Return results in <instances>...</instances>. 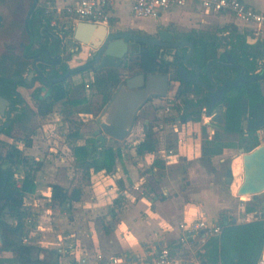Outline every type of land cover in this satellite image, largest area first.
I'll list each match as a JSON object with an SVG mask.
<instances>
[{"label": "crops", "instance_id": "obj_1", "mask_svg": "<svg viewBox=\"0 0 264 264\" xmlns=\"http://www.w3.org/2000/svg\"><path fill=\"white\" fill-rule=\"evenodd\" d=\"M30 1L31 0L23 1V11L28 9ZM76 1L77 0H38L36 7L40 6L45 10V13L51 14V22L58 28L70 20V18L65 15H60V17H58V10L66 5L74 4ZM244 1L256 10L264 12V0ZM8 4L9 6L0 5V12L5 17V25L0 32V40H11V36L19 32L20 27L21 29L23 28V15L13 18L10 14V4L14 3L9 2ZM234 16L235 15L228 12L208 14L200 10L196 4L190 3L186 6L171 7L163 11L158 17H137L132 12L131 1L125 0L118 2L109 10V20L103 24L113 30H130L138 33L141 31H153L158 27L169 28L180 36L193 30H212L213 28H204L211 24L216 25L215 29L234 24L241 33L246 34L247 38L249 36L257 37L258 42L264 44V27L261 34H257L255 24L247 23L242 20L239 22L234 19ZM55 17H58L56 23H54ZM135 18L152 21L149 25H137L134 23ZM44 19L46 18H42L41 22ZM254 34L256 36H254ZM80 56L81 58L83 57L82 54H80ZM258 60L261 64V59L258 58ZM260 70H262L261 67ZM124 75L123 73V78ZM172 75L175 78V74ZM87 79L88 78H86L84 82ZM173 83L166 97L155 98L154 103H157V106L160 105L159 103H163V99L166 98L168 101L171 100V102L167 104L172 103L173 108L176 106L174 101L180 102L179 99L175 97L178 81H174ZM93 84L94 82L92 85ZM69 85L71 84L64 83L66 88H68ZM71 87L72 85L70 86V91L72 89ZM89 89L86 88V90ZM145 106L143 108H145ZM141 110L139 113H141ZM217 110L223 114L224 108L222 107ZM179 116L180 115L177 113V116L170 118L171 122L169 121L168 123V125L172 126V129L177 132L178 137H181L179 140L177 137L174 141V147H167L165 144L166 142H163L164 138L156 136L155 134L158 140L157 149L154 152L145 153L140 156L136 155L134 146L144 139L145 127L150 123L148 119H145L144 128L137 136H133L135 132L134 126L132 132L124 140H118L112 137L107 138L105 144L108 143V139L109 141L113 140L119 143H128L130 145V153L134 155V160L128 159V156L124 152L125 147L121 146L119 143L113 145L122 148V156L117 159L115 169L110 173L104 170L91 171L90 175H86L92 183L90 198L83 200L82 197L85 189L83 185H79L78 187L81 188L83 192L81 199L73 201L71 206H65L70 209L71 207L75 208L82 204V208H84L79 209L80 214H75L69 218V221L65 224V226L69 227V230L65 231L63 228L62 230L53 228V224L48 216L52 213V209L47 206V204L44 205L45 207L43 208L46 214L43 213V210L40 212L36 210L33 205L30 206L28 204L25 206L27 215L24 219L23 228L29 229V231H27L29 238L27 239V235L22 231L21 243L31 244L40 249L38 253L39 257H41L38 261L39 263L55 264L57 262L59 257L56 251V245L60 237L67 233H75V238L79 245L77 255L102 252L106 256H124L129 261V264H151L156 256V251L163 246H167L175 257H195L201 259V254L204 252V246L208 239L199 236L195 245L182 242L180 240L182 233L180 224L184 221L191 222L201 217H206L212 222H221L217 215L206 213V210L213 207L212 204L214 203V198L209 189V180L212 177L214 169L212 162L208 166H205L201 161L203 142L201 143V149H199L200 155L198 156V161L187 167L185 166L184 172L187 178L184 184H182L183 181L180 174L178 175V173H175L171 175L165 171L174 166L182 165L190 152L193 140L196 139L199 142L198 139L201 137V133L204 132L208 134L206 139H211L220 127L222 129L224 122L219 123L211 120L209 123L206 122V119L202 116H200V121L195 122V118L188 120L187 118L181 119ZM39 131L40 130L32 133V145L25 148V153L32 156L41 164L36 174L42 169H45L47 165H49V168L52 170L56 165L67 164L66 155L71 156V161L76 165L73 146L84 144L86 137L93 136L88 134L84 135L82 131H79L83 134L82 138L77 139L75 142L62 141L60 148V151L64 153V155H62L59 152V147H57L60 143L57 144L55 141L56 132H54V128L46 124L42 132ZM157 134L161 135L159 132H157ZM97 135L98 134H96V137ZM195 136L196 138H194ZM71 140L73 139L71 138ZM164 140H166V138ZM52 141H54V144L51 143ZM99 142L101 145H104L101 140H99ZM109 144L112 145L111 142H109ZM19 146L23 148L24 144L22 143V145ZM198 146L200 145L198 144ZM170 148L174 150V154L171 156L170 162H166L162 151L163 149L167 150ZM47 151L51 153L48 155L52 156L53 152L55 153L54 155H58L54 160L51 157L53 160L51 164H49L48 159H45ZM217 155H214L211 161ZM121 160L123 162H121ZM155 160L162 161L163 166L155 164ZM240 161L239 157H235L233 166L235 171H237L236 169L238 167L242 166V162ZM20 172L23 175V171L21 170ZM52 172L53 171H48L45 176L48 178V174ZM159 172H161V178L158 181L150 178L149 180L152 183V187L146 188V191L142 190L138 192L137 190L134 191L130 189L131 184L140 185L144 180L159 174ZM49 178H53L54 180L50 183L46 181L43 185V183L38 182L39 178L37 179V177H35L36 190L34 192H28L25 195L28 202L32 200V197L36 198L37 201H35L37 204L51 202L53 183H58L68 188V184H65V182L57 177L53 176ZM256 214L257 212L255 211V216ZM29 216L32 217L33 223L28 222L27 219ZM5 217H11V215L7 213ZM12 219L11 225H14L16 220L13 217ZM32 230H34L36 234H31L30 231ZM94 234L97 239L95 243L91 239ZM31 239L37 241H31ZM18 259L19 258H17L12 249H6L4 247V240L2 243L0 242V264H18Z\"/></svg>", "mask_w": 264, "mask_h": 264}, {"label": "trees", "instance_id": "obj_2", "mask_svg": "<svg viewBox=\"0 0 264 264\" xmlns=\"http://www.w3.org/2000/svg\"><path fill=\"white\" fill-rule=\"evenodd\" d=\"M33 2L34 0L30 1L29 9ZM42 18H46L50 22L52 15L45 13L42 7H36L29 21L30 29L36 31ZM23 29L25 30L24 27ZM185 36L193 42L192 59L202 68L201 80L208 81L209 76L206 71L208 61L211 59L226 60L227 52L232 54L237 63L244 66L246 78L259 73V55L255 52V45L247 42L246 34L241 33L236 25H225L216 28L215 31L193 30L186 33ZM221 46H227L229 50L219 53ZM187 51L188 47L179 51L175 57V62L170 66L158 56V52L148 49L134 59L133 63L137 68L135 73L167 72L168 69H175V79L181 81L177 67L178 64L182 63ZM129 65L126 63L125 66ZM263 70L264 68H262ZM93 72L95 76L93 85L102 97L101 108H103L119 83L124 79L123 73L119 67L94 68ZM211 73L220 84L224 82L231 84L239 75L240 70L214 63L211 67ZM11 82V78L0 75V92H10ZM182 83L184 86L179 89V92L187 95L185 101L188 106L194 107V111L191 112H199L203 106L208 104V97L204 88L196 82ZM69 91L70 85L66 88L64 82L55 84L44 97H37L39 103L36 114L42 116L50 113L58 101H62L64 105L70 107L79 104L81 99H70ZM192 92L198 96L197 102L189 99L188 94ZM222 103L224 106L222 133L221 130L216 131L211 139H205L202 144L201 161L205 166L211 164V158L223 153L225 148L237 146L226 137H235L237 141L241 142L240 146L244 147L245 151H250L260 144L257 131L264 127V93L260 80L241 82L231 86L223 95ZM78 111L92 113L88 107ZM23 114V112L17 114L9 124L3 123L2 128H0L3 134L24 144L22 148L15 143H10L5 153L0 152V201L5 199L4 206H0V219L6 206H9V214L16 220V223L11 225L1 220L4 247L12 249L21 262L30 263L37 262L38 259L33 257L38 256L40 249L31 244L21 243L24 219L27 215L23 203L26 193L36 190L35 177L41 164L25 153V148L32 145L31 135L33 132L22 137L14 136V124L20 122L19 117ZM244 119L247 120V128H244ZM69 137L76 141L82 138L83 134L76 130L71 132ZM157 145L158 140L155 137L153 125L148 123L144 139L134 146L135 153L140 156L154 152ZM73 151L77 167H80L86 175H90L91 171L112 172L116 167L117 159L122 156L120 146L101 145L96 136L86 137L84 144L73 146ZM155 164L163 166L160 160H155ZM23 168H25L23 176L17 180L15 172H20ZM82 194V189L79 187L69 190L58 183L52 184V201L60 205L71 206L73 201L81 199ZM257 207L262 210L264 216V206L258 205ZM255 211L257 212V210ZM263 216L242 223L229 222L226 217H223L221 232L209 237L204 246V252L201 254V259L206 264H257L264 246ZM234 252H237V257H234Z\"/></svg>", "mask_w": 264, "mask_h": 264}, {"label": "rangeland", "instance_id": "obj_3", "mask_svg": "<svg viewBox=\"0 0 264 264\" xmlns=\"http://www.w3.org/2000/svg\"><path fill=\"white\" fill-rule=\"evenodd\" d=\"M234 16V19L240 22L241 19ZM130 18V17H129ZM152 20H146V19H134V23L137 25H149ZM67 28H64L63 26L58 27V32L63 36L62 38L66 41L64 45V49L62 51L63 59L69 60L72 62L73 65L78 64L79 62L85 60L84 56L85 54H82L83 57L80 56V51L75 48L76 43L74 41L69 42L73 39V29L68 26V24H65ZM215 24L207 25L204 28H213L212 30L215 31ZM19 32H17L14 36H11V40L4 39L0 40V73L5 74L7 76H12V73L15 71V63L16 61L13 59L14 57H17L16 59L21 58L20 49H19V43L24 42L26 40V32L21 27L19 28ZM62 30V32H61ZM254 36H256L254 34ZM11 44H10V42ZM229 50V47L222 46L219 50V52ZM121 70L124 73V78L129 77L133 75L137 68L134 65L133 62L130 63L129 66H120ZM90 71L86 73V75H81L80 73L76 72L72 77L68 78V81H64V83H68L72 85V89L69 93L70 99H81V102L79 104H76L75 106H68L64 105L62 101H58L55 105L53 110L50 112V114L46 115H38L36 114L37 105L39 103L38 98L34 97V93H32L31 90H27L24 88H20L23 97L22 100L18 103V108L22 110L24 113L21 117H19L20 122H16L13 127V133L15 137H22L26 134L34 131L42 132L44 125L46 124L52 126L54 128V132H56L55 141L57 144H59L57 147H59L60 154L64 155L60 151L61 148V142H75L71 140L70 136L71 132L74 131H82L84 135H93L96 136V134H99L101 126L97 122V117L101 110V102L102 97L100 93L97 91L96 87L94 85H91L89 90H86L85 82L84 80L86 78H89ZM262 91L264 93V79L261 81ZM70 85V86H71ZM191 95V94H190ZM189 95V96H190ZM191 97V96H190ZM193 97V96H192ZM196 98V96L194 97ZM155 99L150 101L145 108L141 110V113H139V118L136 121L135 124V132L133 133V136H137L144 128L145 119L150 120V124L153 125V129L155 130L156 136L163 137V142L166 144L167 147H174L175 143L174 141L177 139L178 134L175 132L172 128V126H169V121L171 122L172 117L177 116V113L180 114V110L183 107V102L181 99V102H176V106L172 108L171 111H166L167 103H169L168 99H163V103H159L160 105H156L157 103H154ZM162 102V101H161ZM90 108L92 110V114L85 113L78 111L81 108ZM161 108V109H160ZM160 109V110H159ZM72 110V112H71ZM58 118V119H57ZM201 120V117H196L194 119L195 122H198ZM4 122V119L0 117V125ZM163 123V124H162ZM162 124V125H160ZM146 130V127H145ZM221 133L222 129L220 127ZM218 131V130H217ZM157 132L161 133V135L157 134ZM220 132V131H219ZM60 135V136H59ZM208 134L206 132L201 133V137L198 139L199 142L195 139L192 142L190 152L186 159L183 161L182 165L174 166L172 168H169V170H166V173L169 174H175L178 173L182 177V181L184 184V181L186 180V175L184 172L185 166H189L191 164H194L196 161H198V156L200 155L199 149H201V143L205 141ZM196 138V136L194 137ZM227 139L233 141L237 146L235 147H229L226 150H224L223 153L215 156L212 160L213 163V173L212 177L209 180V189L210 192L214 198V203L212 204L213 207L206 210V213L208 214H214L217 215L219 220L221 221L223 217H226L229 222L234 221L235 223H242V222H249L252 220H255L262 215V210L256 206L262 205L264 206V191L258 195H247L248 197H244L243 199L241 196L237 195V189L240 186V184L243 181V167H238L235 171L234 166V159L235 157H239L242 162V156L239 152L240 148H244L240 146V141H237L235 137H226ZM181 139V137H178V140ZM183 140V139H182ZM258 140L260 143L264 142V127L260 129L258 133ZM133 141V140H132ZM131 141V142H132ZM112 143V145H117L119 142L117 141H109ZM15 143L17 145H22V142H17L15 138L6 136L5 134H2L0 132V152L5 153L6 149L8 148V144ZM54 144V141L51 142ZM121 146L125 147V154L128 156V159L134 160V155L130 152V145L128 143H119ZM198 144L200 146H198ZM245 149V148H244ZM51 153L46 152L45 159L49 160V164H51L54 160V158L58 157V155H54L55 153H52L51 155H48ZM32 157V156H30ZM53 158V160L51 159ZM67 157V164L64 165H56L55 168L52 170L49 168V165L46 166L45 169H42L39 173L36 174L37 179L39 178L38 182L45 184V182H51L54 179L49 177H57L58 179L65 182V184H68V188H76L79 185H83L84 187V199H89L91 196V181L86 177V174L82 171V169L76 168L77 166L75 163L71 161V156L66 155ZM33 158V157H32ZM121 162H123L121 160ZM231 168L233 171V182L231 184L226 182V170ZM25 168L22 169L24 172ZM48 171H53L52 173L48 174L49 177L47 178L45 175L48 173ZM159 174L149 177L146 180L143 181L142 184H140L139 189H135L134 185H130L131 190H137L139 191H146V188L152 187V183L149 180L150 178L158 181L161 178ZM53 174V175H51ZM48 183V184H49ZM30 201V200H29ZM41 202V201H40ZM49 206L52 209V213L48 215L50 217V221L53 224V228L62 230H69L65 224L69 221V218L73 215L80 214L79 209L82 208V204L75 207V208H66L64 205H60L58 203H55L53 201L51 202H45V204H40L35 207L36 210H43L44 211V205ZM252 208V209H250ZM254 209V210H253ZM255 210H257V214L255 216ZM49 220V219H47ZM65 222V223H64ZM47 225V224H45ZM90 227V226H89ZM47 228V227H46ZM50 228V227H49ZM52 228V229H53ZM47 230V229H45ZM29 229L23 228V232L28 237ZM50 232V231H49ZM52 232V231H51ZM219 234V233H218ZM89 236V235H88ZM92 241L94 243L97 241L95 234L92 236ZM31 241H35L34 239H31ZM37 241V240H36ZM35 241V242H36Z\"/></svg>", "mask_w": 264, "mask_h": 264}, {"label": "water", "instance_id": "obj_4", "mask_svg": "<svg viewBox=\"0 0 264 264\" xmlns=\"http://www.w3.org/2000/svg\"><path fill=\"white\" fill-rule=\"evenodd\" d=\"M37 3L38 0H35L26 17V29L31 36H33V31L29 27V19L35 10ZM71 28L73 29V39L75 41L95 50L93 54L94 59L86 66L70 68L61 76H58L53 72L47 73L44 68L35 64L34 71H37L39 74L37 79L44 82L45 85L49 86L51 89L53 88V85L66 81L71 74L79 72L92 65L95 66L96 69L106 67L117 68L122 66L131 49L130 40L149 44H160L162 46H173L175 48H181L188 45L189 50L185 54L184 64L180 66L178 71L181 77V81H179L196 82L209 91V103L206 106V114L210 116L216 111L212 116V119L219 123L224 122V117L222 113L217 112V106L222 102L223 95L226 91H228L231 86L238 85L241 82L261 80L264 78V70L259 74L246 78L244 66L237 63L232 54L227 52L226 60L211 59L208 61L206 70L211 84L203 82L200 78V67L189 61L194 50L193 43L186 40L172 42L174 32L173 30L166 28H159V38L144 37L134 34L130 30H113L105 24L86 20L77 21L72 24ZM33 41L34 39H32V42ZM247 42L255 45L256 54L261 51L262 55L259 56L261 59L260 67L261 69L264 68V44L258 42L257 37L250 36L247 38ZM42 51H44L48 57V59H41L43 64L48 65L56 63L53 59L61 57L60 54L52 55L47 48L38 51L36 55ZM214 63L222 66L238 68L240 73L231 84L229 82H224L221 87L217 88V84L211 73V67ZM188 66L193 67L195 72L189 70L187 68ZM171 88L170 74L167 72H139L124 78L114 90L110 100L97 117V122L101 126L100 132L97 135V140H101L102 144H105L108 137L118 140L126 139L135 126L140 110L149 103L152 98L166 97ZM5 103H8V101H5ZM2 113L4 114V111H2ZM200 115L201 114L198 113L195 117H199ZM192 118L193 116H189L187 119L191 120ZM244 128H247L246 119H244ZM239 152L242 155L243 181L237 189V195H258L264 191V142L260 143L250 151H245L244 148H240ZM232 181L233 172L232 169L229 168L226 170V182L231 184ZM5 212H9V206H6ZM1 220L12 224L13 219L12 217H2L0 219V242L2 243ZM234 257H237V252H234ZM202 263L206 264L205 261ZM18 264L44 263H23L18 259Z\"/></svg>", "mask_w": 264, "mask_h": 264}, {"label": "built area", "instance_id": "obj_5", "mask_svg": "<svg viewBox=\"0 0 264 264\" xmlns=\"http://www.w3.org/2000/svg\"><path fill=\"white\" fill-rule=\"evenodd\" d=\"M125 0H77L74 4L66 5L58 10V17L65 15L70 18L66 24L72 26L79 20H86L95 23H106L109 20V10L113 8L118 2ZM132 12L137 17H158L163 11L174 6H186L187 4L194 3L197 7L208 13H221L228 12L244 22L253 23L256 25V33L261 34L264 27V12H260L248 5L244 0H130ZM57 17V18H58ZM55 17V22L56 19ZM64 28L67 26L61 25ZM95 81L94 74L91 73L90 77L85 82V87L89 89ZM171 102V100H169ZM175 106V105H174ZM173 104H167L166 111H171ZM201 116L206 119V122H211L212 115L206 114V106L202 107ZM218 112V111H217ZM209 119V120H207ZM163 157L166 162H170L174 150L163 149ZM21 172H15V177L19 180L22 177ZM135 189H139L140 185H134ZM24 197V208L28 204L36 207L37 200L32 197L30 202ZM36 200V201H35ZM36 202V203H35ZM30 217V216H29ZM28 217V222L33 223L32 217ZM182 230L180 240L182 242L195 245L199 236L209 239V237L218 234L222 230V222L209 221L206 217H201L191 222L184 221L180 224ZM31 234H36L34 230L30 231ZM27 240V239H25ZM79 245L75 238V233H67L60 237L56 245L58 260L55 264H129V261L121 255H104L102 252L85 253L77 255ZM203 260L193 257H175L172 255L167 246H163L156 251V256L151 264H203ZM257 264H264V246Z\"/></svg>", "mask_w": 264, "mask_h": 264}, {"label": "flooded vegetation", "instance_id": "obj_6", "mask_svg": "<svg viewBox=\"0 0 264 264\" xmlns=\"http://www.w3.org/2000/svg\"><path fill=\"white\" fill-rule=\"evenodd\" d=\"M8 1L10 3H14V4H10V14L13 16V18L23 15L22 20H23V27L25 28V32H26V40H24V42L22 41L19 43L21 58L19 60L16 59L17 57L13 58L16 61V63H15V71L12 73V76H8L12 80V82L10 83V88H11L10 92H6V93L0 92V97H1L0 98V117H2L4 119L3 123H7V124H9L17 116V114L22 112V110H20L17 107L18 103L22 100V97H23V94H22L20 88L31 90L32 93H34L35 98L44 97L51 90V88H49V86L45 85L44 82L39 81L37 79L39 74L37 71H34L35 70V64L41 68H44L45 72H47V73L53 72V73L57 74L58 76H61V75L65 74L72 67L86 66L89 63H91L94 59L93 54L95 51L94 49L90 48L89 46L82 45L75 40H70L69 42L74 41V43H76L75 48L80 51V54H85V56H84L85 60L79 62L76 65H73L72 62L69 60H64L63 55H62V51L64 49V45H65L66 41L62 38L63 36L58 32V29L52 24V22L51 21L49 22L47 19H44L39 24V27L36 31L35 30L33 31L31 29L33 31V36H31V34L26 29V17L28 15V12L30 9L28 8L27 10L23 11L22 6L24 4V2H23L24 0H19V1L18 0H0V5L9 6ZM29 21H30V19H29ZM4 25H5V17L0 12V29ZM70 28H71V26H70ZM167 29H169V28H167ZM169 30H171V29H169ZM61 32H62V30H61ZM131 32H133L134 34L144 36V37L159 38V27L153 31H141L140 33L135 32V31H131ZM173 32H174V38H173L172 42L182 41V40L191 41V40L187 39L185 35L180 36V35H177V33L174 30H173ZM32 39H34L33 42H32ZM130 44H131L130 45L131 46L130 52L128 53L126 59L124 60L122 66H125L126 63L130 64L131 62L134 61V59L137 56L140 55V53L146 52L148 49H152L153 51L158 52V56L161 59L165 60L171 66L175 62V57L177 56L179 51H181L184 47H188V50H189L188 45L183 46L181 48L180 47L175 48L173 46H162L160 44H149V43L137 42V41H133V40H130ZM46 48L50 50L52 55L60 54L61 57H57V58L53 59V61L56 63H52V64H48V65L43 64V62H41V59L42 58L48 59V57L44 51H42L36 55V53L38 51H40L42 49H46ZM193 52H194V50H193ZM192 55H193V53H192ZM192 55L189 59L190 63L199 66V64L192 59ZM258 55L259 56L262 55L261 51L258 53ZM184 57H185V55H184ZM184 57H183L182 63L178 64L177 71H179L180 66L184 64ZM94 68H95V66L92 65V66H89V67H86V68L80 70L78 73H80L81 75H86V73L89 71H90V73H93ZM187 68L189 70L195 72V69L193 67L188 66ZM201 71H202V68L200 67V75H201ZM261 72H263V71L262 70L259 71V73H261ZM167 73L170 74L171 84L174 81H178L177 91H176L175 97L177 99H179L180 102L182 99V102H183V108L180 111L179 118L186 119L189 116H193V118H196L195 117L196 114H198V113L202 114V112H201L202 108L199 112H193L192 113L191 111L192 110L194 111V107L192 108L191 106H188L187 102L185 101L186 100L185 96H187V95H185V94L183 95L179 92V89L184 85L182 82L175 79L174 76L172 75V74L176 75V70L175 69H172V70L168 69ZM74 74L75 73L71 74L69 77H72ZM0 75H5V74L0 73ZM5 76H7V75H5ZM213 79L217 84V88H219L223 85V84H220L219 82H217L214 77H213ZM262 79H264V78H262ZM203 82H207V83L211 84L209 77H208V81H203ZM173 85L175 86L174 83H173ZM204 90H205V93L208 97L209 91L206 90L205 88H204ZM190 94H188V96L189 95L191 96L189 99L197 102L198 96L195 95L194 92H192ZM195 96H196V98H194ZM155 98H157V97L152 98L150 101L154 100ZM5 101H8V103H5ZM208 103H209V98H208ZM205 106H207V105H205ZM222 107L224 108L223 103L220 102L219 105L217 106V109H221ZM2 111H4V114L2 113ZM3 123L0 125V128H2ZM259 131H260V129L257 132L259 133ZM1 133L3 134V132H1ZM4 203H5V199L1 200L0 206L3 207ZM6 214L7 213L4 210L1 214V218L2 217L4 218ZM33 258L38 259L37 262L41 259V257H39V255L37 257H33Z\"/></svg>", "mask_w": 264, "mask_h": 264}, {"label": "bare ground", "instance_id": "obj_7", "mask_svg": "<svg viewBox=\"0 0 264 264\" xmlns=\"http://www.w3.org/2000/svg\"><path fill=\"white\" fill-rule=\"evenodd\" d=\"M246 196H247V195H242L241 197L244 198V197H246Z\"/></svg>", "mask_w": 264, "mask_h": 264}]
</instances>
